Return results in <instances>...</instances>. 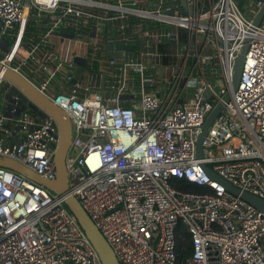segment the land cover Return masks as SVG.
Segmentation results:
<instances>
[{"label":"built area","instance_id":"built-area-1","mask_svg":"<svg viewBox=\"0 0 264 264\" xmlns=\"http://www.w3.org/2000/svg\"><path fill=\"white\" fill-rule=\"evenodd\" d=\"M184 1L0 0V64L71 119L69 193L121 264H178L180 230L187 264H264V213L202 169L264 200V18L254 26L264 0ZM28 27L39 38L26 46ZM11 85L0 75V158L54 180L59 128L15 96L2 112ZM0 264L102 262L63 197L0 167Z\"/></svg>","mask_w":264,"mask_h":264},{"label":"water","instance_id":"water-1","mask_svg":"<svg viewBox=\"0 0 264 264\" xmlns=\"http://www.w3.org/2000/svg\"><path fill=\"white\" fill-rule=\"evenodd\" d=\"M182 1L185 4V1ZM263 18L264 4L254 18V26H259ZM113 48H116L117 50H124L125 47L124 45H116L109 47L110 50ZM246 52L247 45L242 48L240 55L235 60L233 81L234 90L238 88L240 83ZM122 55L123 54L121 52L116 53V56ZM75 62L81 67H85V60L76 59ZM0 75H3L4 79L10 84H12L10 87V95L8 99L2 102V106L6 105L5 111L8 110V108L11 106V103L15 102L12 97L15 96L19 99L18 103L23 104V111L29 110L41 120L45 119L48 115L55 120L56 126L59 128V144L53 157V161L55 164L54 180H46L34 171L22 165L21 163L9 158H0V167L22 174L33 182L44 186L45 188H48L51 192L63 197L66 208L76 219L77 223L79 224L86 237L90 241L91 245L97 252L102 264H121L118 258L116 257L112 247L110 246L106 238L103 236L99 228L96 226L94 221L82 207L80 201L75 196L69 193V179L66 158L73 142V125L71 119L64 110H62L54 102H52L45 94L41 93L32 83H30L22 75L14 72L11 69L4 68L1 64ZM209 95L210 93L206 92L205 96L209 97ZM228 100L229 95H226L224 98V102H227ZM223 111L224 103H220L202 126L201 133L196 145L197 157L199 159H201L203 156V139L206 136L209 127L214 123L216 118ZM6 141H4V144L6 143ZM202 169L211 178V180L222 185L224 189L231 195L239 197L241 200L251 204L261 213H264L263 199L239 190L231 183L223 180L217 173H215L211 168L204 164H202Z\"/></svg>","mask_w":264,"mask_h":264},{"label":"trees","instance_id":"trees-1","mask_svg":"<svg viewBox=\"0 0 264 264\" xmlns=\"http://www.w3.org/2000/svg\"><path fill=\"white\" fill-rule=\"evenodd\" d=\"M31 23L34 24L35 20L32 18ZM38 31L34 29L33 27H28L26 31V36L24 39V44L27 46L29 43L32 44L38 40ZM159 51L166 52L171 51V47L169 45H161L158 48ZM36 116V115H35ZM178 188L184 191H190V192H205V187H200L194 184H190L186 181H177ZM177 257H178V264H187V260L192 256V245L190 242V239L184 232V230H180L178 237H177Z\"/></svg>","mask_w":264,"mask_h":264},{"label":"rangeland","instance_id":"rangeland-1","mask_svg":"<svg viewBox=\"0 0 264 264\" xmlns=\"http://www.w3.org/2000/svg\"><path fill=\"white\" fill-rule=\"evenodd\" d=\"M1 104H2V102H1ZM2 111L4 112L5 111V106H2ZM74 154V151H71L70 152V155H73Z\"/></svg>","mask_w":264,"mask_h":264}]
</instances>
